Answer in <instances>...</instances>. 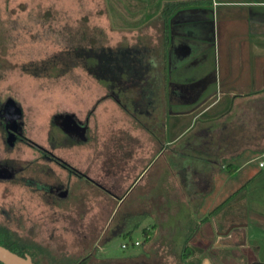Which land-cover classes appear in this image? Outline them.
<instances>
[{
	"label": "crops",
	"instance_id": "0c3cea01",
	"mask_svg": "<svg viewBox=\"0 0 264 264\" xmlns=\"http://www.w3.org/2000/svg\"><path fill=\"white\" fill-rule=\"evenodd\" d=\"M106 1L113 22L138 34L140 42L129 46L148 54L145 97L153 98L159 120L170 117L160 128L169 138L138 139L153 151L129 156L122 168L124 202L146 183L128 209L144 211L154 226L144 251L126 259L174 252V264H216L211 243L225 250L232 230L238 237L251 226L264 230L263 220L242 217L250 210L246 195L264 193V0ZM227 208L236 215L225 214ZM214 236L206 247L193 244ZM158 237L172 238L159 249ZM202 251L212 258L201 260ZM227 262L224 257L221 264Z\"/></svg>",
	"mask_w": 264,
	"mask_h": 264
},
{
	"label": "rangeland",
	"instance_id": "374dc122",
	"mask_svg": "<svg viewBox=\"0 0 264 264\" xmlns=\"http://www.w3.org/2000/svg\"><path fill=\"white\" fill-rule=\"evenodd\" d=\"M108 7L106 0H0V107L10 99L21 107L24 134L31 141L29 144L9 138L7 142V136L0 131V158L17 169L12 179H0V223L15 232L25 246L31 249L40 246V254L46 252L55 259L76 258L97 248L98 259L92 264H174L171 257L174 252L163 259H141L132 263L126 259L144 251L147 244L144 228L153 224V219L144 211L128 209L134 206L133 201L143 192L146 183L123 204L122 201L117 204L116 199L98 187L85 189L84 182L78 183L81 188L72 206L70 201L75 199L71 198L69 202L64 200L56 205L49 203L47 193L24 181L54 186L70 180L73 184L75 175L60 164L62 160L73 168L91 170L90 174L103 184L110 179H121V170L129 156L153 151V147L139 146L138 139L154 138L153 130L169 138V133L164 135L163 131L170 122L169 115L166 119L162 115L159 120L154 106H147L156 119L139 114L145 127L123 111L110 97L109 88L84 66L64 69L68 44L71 38H81L80 33H89L93 42L107 47L140 42L138 34L124 33L119 22H113ZM137 95L143 97L136 85L130 86L127 96L137 99ZM59 113L75 114L82 121L91 116L90 139L75 141L63 133L54 123ZM161 163L162 160L150 177L161 170ZM246 198L250 210L242 211V217L248 214L250 222L264 221V193L248 194ZM256 206L262 211H257ZM130 212L134 219L128 220V231L125 233V227L114 232ZM230 213L236 215L227 208L225 214ZM238 233L240 231L234 229L231 236L224 239L225 250L211 243L215 254L210 252V255L216 256L213 261L221 264L225 257L226 264H264V230L257 231L251 226L245 236L242 232L243 237H238ZM170 238L158 237L155 245L160 249L170 244ZM214 238L198 237L193 244L202 242L206 247V242ZM180 239L176 237L177 241ZM230 240L246 241V247L227 246ZM136 241L140 244L136 245ZM208 254L202 251L199 258H212ZM41 259L42 264L49 260L48 257Z\"/></svg>",
	"mask_w": 264,
	"mask_h": 264
},
{
	"label": "flooded vegetation",
	"instance_id": "af4514ba",
	"mask_svg": "<svg viewBox=\"0 0 264 264\" xmlns=\"http://www.w3.org/2000/svg\"><path fill=\"white\" fill-rule=\"evenodd\" d=\"M137 87V86H136ZM111 88V89H110ZM109 88V95L112 97V99L122 108L124 109L128 115L131 114L134 116L141 125L145 126V124L140 120L139 114H148L150 115L151 119H156V115H154L153 112L149 109L147 106H151L150 104L153 101V98H147L145 96L135 98H131L127 96V91L129 90L130 86H123L121 85L119 88L115 86L114 84L111 85ZM140 91V87H137ZM126 94V95H125ZM136 96V97H137ZM11 100V99H10ZM8 100L2 107H0V131L2 130L5 134L6 141H9L10 139L15 140H21L26 143H31V141L28 139V137L24 134V122H23V114L18 113L15 114L13 112L14 109L17 110L20 106L17 105L14 101ZM14 102V103H13ZM16 104V105H15ZM19 106V107H17ZM153 106V105H152ZM155 106L153 107V109ZM21 109V107H20ZM156 110V109H154ZM22 111V109H21ZM136 114V116H135ZM138 115V117H137ZM91 116H88L86 121H82L79 117L75 116V114L71 113H59L54 117V123L60 128L63 133L67 134L69 137H72L75 141H88L89 135L88 132L90 130L89 127V118ZM146 127V126H145ZM154 127V126H153ZM151 130L152 128H148ZM153 136L158 138L160 137L158 133H155L153 130L152 132ZM8 138V139H7ZM90 139V138H89ZM38 146V145H37ZM39 147V146H38ZM60 161V160H59ZM62 166L64 168L71 169L73 171V174L75 175V181L72 184L69 180L68 183H57L56 185H41L36 183L33 180L24 179L27 183H31V187H36L39 189H42L43 192L47 193L49 195L50 202L53 205H56V203H62L64 200H70L75 199L74 201H70V203L73 206V203L77 201L78 199V192L80 191V187H78V183L84 182L87 186L85 189L94 188L93 186L100 188L104 192H106L108 195H110L114 200H117V204H119L120 201H122V204L124 203L126 196L123 193H120V180L117 179H110V181H106L104 184L102 181L96 179L93 177L89 171H82L81 169L69 164L67 161L62 160L60 161ZM17 169L10 163H8L6 160L0 158V179L3 180H10L15 176ZM122 171V170H121ZM108 178V177H107ZM137 182V180H136ZM136 184V183H135ZM36 185V186H35ZM79 189V190H78ZM52 200V202H51ZM69 202V201H68ZM76 204V203H75ZM77 206V205H75ZM125 219L121 222V226L118 229H114V232L117 230L125 228V225L127 224V220L131 219L130 221H133L134 215L125 214ZM124 218V217H123ZM112 219V217H111ZM114 220V219H113ZM0 226L6 225L0 223ZM116 230V231H115ZM97 248H93L92 250L85 252V255L73 257V256H67L63 259H55L52 258L48 253L44 252V254H40L42 258L48 257L49 260L46 262L47 264H83L86 262V264H92L96 258L98 259L97 255L95 254ZM46 253V254H45ZM40 257V258H41ZM43 261V259H41ZM45 262V261H44ZM42 264V263H41Z\"/></svg>",
	"mask_w": 264,
	"mask_h": 264
},
{
	"label": "trees",
	"instance_id": "16d2710c",
	"mask_svg": "<svg viewBox=\"0 0 264 264\" xmlns=\"http://www.w3.org/2000/svg\"><path fill=\"white\" fill-rule=\"evenodd\" d=\"M79 35L81 38L78 40L71 38L72 41L68 44L67 59L63 63V65H66L64 66L65 70L71 66L82 65L91 75H94L105 84L107 88H110L113 84L117 88L121 85H136L140 87L142 96L146 95L150 88V82H147L146 76L150 73L152 67L149 64L148 54L144 49L137 46L107 47L98 42H93L87 32ZM153 227L144 228L146 242L151 238ZM23 243L15 232L8 227L0 226V244L20 255L28 253L35 262L41 264V247L37 246L31 249ZM186 250L187 253H185L184 259L190 255V250L188 248ZM0 264L4 263L0 261ZM83 264H86V262Z\"/></svg>",
	"mask_w": 264,
	"mask_h": 264
},
{
	"label": "water",
	"instance_id": "95a60500",
	"mask_svg": "<svg viewBox=\"0 0 264 264\" xmlns=\"http://www.w3.org/2000/svg\"><path fill=\"white\" fill-rule=\"evenodd\" d=\"M13 112L15 114H18V113H21L22 111L19 107L17 108V110L14 109ZM0 261L4 264H40V263L35 262L30 254L27 253L25 255H20L17 252L12 251L11 249H9L8 247L2 244H0Z\"/></svg>",
	"mask_w": 264,
	"mask_h": 264
},
{
	"label": "built area",
	"instance_id": "2783aa9c",
	"mask_svg": "<svg viewBox=\"0 0 264 264\" xmlns=\"http://www.w3.org/2000/svg\"><path fill=\"white\" fill-rule=\"evenodd\" d=\"M135 244H136V245H139V244H140V242H139V241H136V242H135ZM124 246H125V245H124Z\"/></svg>",
	"mask_w": 264,
	"mask_h": 264
}]
</instances>
